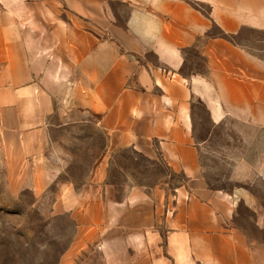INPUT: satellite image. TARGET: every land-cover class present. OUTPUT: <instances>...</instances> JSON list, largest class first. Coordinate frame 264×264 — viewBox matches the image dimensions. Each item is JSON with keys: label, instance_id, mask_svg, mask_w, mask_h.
Listing matches in <instances>:
<instances>
[{"label": "crops", "instance_id": "crops-1", "mask_svg": "<svg viewBox=\"0 0 264 264\" xmlns=\"http://www.w3.org/2000/svg\"><path fill=\"white\" fill-rule=\"evenodd\" d=\"M245 30L257 49L236 41ZM68 135L102 140L79 183ZM127 150L187 185L129 178L111 199ZM208 155L237 186H209ZM0 170L13 199L71 219L62 264H264L238 221L244 206L264 231V0H0Z\"/></svg>", "mask_w": 264, "mask_h": 264}, {"label": "rangeland", "instance_id": "rangeland-1", "mask_svg": "<svg viewBox=\"0 0 264 264\" xmlns=\"http://www.w3.org/2000/svg\"><path fill=\"white\" fill-rule=\"evenodd\" d=\"M120 7L118 2L112 3L111 11L117 13ZM199 8L204 13L208 12L206 5H199ZM114 15L116 18L117 15ZM117 21L123 24V19L119 18ZM213 33L220 32L214 27ZM261 38H263L262 34L245 30L240 37L236 38V41L250 50H255L258 48L256 41ZM192 66L201 68V59L197 58V62ZM63 139L66 142L65 146L70 150L81 149L79 155L82 158L78 161L79 164H75L70 169L69 176L75 178L78 183L82 182L92 161L88 152L93 150L92 156L96 155L102 140L98 137L87 139L82 135L76 138L74 135H68ZM207 157L211 188L231 190L237 186L232 181L237 171L229 167L232 162L227 160L229 164L221 163L214 155ZM109 176L108 193L111 199H121L127 187L125 182L129 178L147 189L161 186L172 194L178 188L187 185V180L182 175L172 172L159 156L149 159L132 150L122 151L114 156ZM260 189L262 190L261 187ZM32 197L26 192L19 198L13 199L7 192L5 178L0 170V264H62V260L59 259L71 242L72 221L70 218L47 215L49 211L47 206L50 204L34 201ZM41 206L42 210H40ZM239 216V223L248 229L250 235L264 240V231L257 229L254 224L255 218L250 210L244 206L240 207ZM74 264L85 263L84 260H74Z\"/></svg>", "mask_w": 264, "mask_h": 264}, {"label": "trees", "instance_id": "trees-1", "mask_svg": "<svg viewBox=\"0 0 264 264\" xmlns=\"http://www.w3.org/2000/svg\"><path fill=\"white\" fill-rule=\"evenodd\" d=\"M215 27V26H214ZM215 28H217V27H215ZM221 35L223 36V37H226V38H228V36H226L225 34H222L221 33ZM230 39H233V38H231V37H229Z\"/></svg>", "mask_w": 264, "mask_h": 264}]
</instances>
